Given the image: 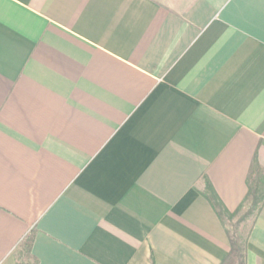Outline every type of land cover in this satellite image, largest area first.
<instances>
[{
    "label": "crops",
    "instance_id": "crops-1",
    "mask_svg": "<svg viewBox=\"0 0 264 264\" xmlns=\"http://www.w3.org/2000/svg\"><path fill=\"white\" fill-rule=\"evenodd\" d=\"M0 0V264H220L264 185V0ZM240 210V211H241ZM240 213V212H239ZM245 264H264V203Z\"/></svg>",
    "mask_w": 264,
    "mask_h": 264
},
{
    "label": "trees",
    "instance_id": "trees-1",
    "mask_svg": "<svg viewBox=\"0 0 264 264\" xmlns=\"http://www.w3.org/2000/svg\"><path fill=\"white\" fill-rule=\"evenodd\" d=\"M259 172L260 168L253 165L247 178L248 191L244 199L246 209L239 219L240 222L253 214V219H255L264 203V185L258 178ZM203 196L209 202L221 224L225 227L226 235L228 237L230 249L220 264H245V241H241L236 229L231 232L226 228V224L232 225V220L239 214L243 207V203L235 212H229L207 180H205V192L203 193ZM32 234V232H29L20 244L21 251L18 257V264H35L30 252Z\"/></svg>",
    "mask_w": 264,
    "mask_h": 264
},
{
    "label": "rangeland",
    "instance_id": "rangeland-1",
    "mask_svg": "<svg viewBox=\"0 0 264 264\" xmlns=\"http://www.w3.org/2000/svg\"><path fill=\"white\" fill-rule=\"evenodd\" d=\"M158 1L169 4L172 7H175V9H181L183 7L182 3L187 2L188 0H158ZM243 212H244V209L241 210L240 213L232 220V223H231L232 225L226 224V228L229 231L232 232L234 229H236V232L239 238L241 239V241H244L249 231L251 222L253 221V218H254V214H253L249 216L248 218H246L244 221L240 222L239 219L241 215L243 214Z\"/></svg>",
    "mask_w": 264,
    "mask_h": 264
}]
</instances>
